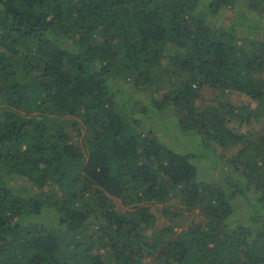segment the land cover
<instances>
[{"label": "trees", "instance_id": "obj_1", "mask_svg": "<svg viewBox=\"0 0 264 264\" xmlns=\"http://www.w3.org/2000/svg\"><path fill=\"white\" fill-rule=\"evenodd\" d=\"M260 114L264 0H0V264H264Z\"/></svg>", "mask_w": 264, "mask_h": 264}, {"label": "rangeland", "instance_id": "obj_2", "mask_svg": "<svg viewBox=\"0 0 264 264\" xmlns=\"http://www.w3.org/2000/svg\"><path fill=\"white\" fill-rule=\"evenodd\" d=\"M203 1H208V0H203ZM229 17L232 18H236L238 19V21L240 20L239 17H237L232 10L229 8L227 10H224L223 15H222V19H227ZM172 52V51H171ZM165 66V62L163 61V65ZM261 75L258 73L256 75V77H260ZM259 80V79H258ZM199 95L197 100L195 101V106L198 109H203V108H207V107H219V104H229L231 106H237V107H245V108H250L251 110H254L256 108H258V104L255 100L250 99L249 97L245 96L244 94L238 92L236 89L234 88H212L209 86H202L200 88V90L198 91ZM166 119V118H165ZM169 119V118H168ZM171 122V119H169ZM149 122L151 123V125H154V131L158 134H160L161 138L163 140H165L166 142L171 141V123L169 122H164L163 119L160 120H156L155 118H152L150 121L144 122L145 124H149ZM145 125V126H147ZM239 127V126H238ZM264 129V114H260L258 116H255L254 118H250L249 123L248 124H242L240 126V128H238V131L240 134L243 135H247L248 132V136L249 138H257L259 137ZM245 135V136H246ZM186 141H188L186 138L184 139V142L186 143ZM240 148H242V144L241 143H236L230 150H223V149H218V148H213L211 149L208 153H209V157H205L202 162L204 167L202 166V170L204 172H206L205 167L207 168V173L210 174L209 175V179L213 176V174L215 173V167L216 166H220V170L218 173H220L221 171L224 172L225 169H229L230 167L229 165L225 162V160L227 158H231L232 155H234L237 150H239ZM217 150L216 153H214ZM215 154V155H213ZM213 155V156H212ZM222 159V161L215 163L214 161H210L211 158L217 159V157ZM210 158V159H209ZM217 173V176H218ZM220 178V176H219ZM26 182V181H25ZM19 182H16V184ZM27 183V182H26ZM27 187L32 188L31 184L27 183L26 185ZM249 198H252L251 192H249L248 194ZM115 202V206L114 208L116 210H120L122 208V205L120 204V200L118 199H114ZM237 204L239 206L243 205V200H240L239 202H237ZM126 208V207H124ZM161 208L162 206L159 204H156L154 207V214L156 217L155 223L154 225L148 229V235H151L152 231L154 230V228L164 222H167V219L169 217H171V209H174L175 207L173 205H169L170 208V214H168L167 216L163 215L161 212ZM196 212V210H195ZM189 219L195 218V220L198 222L200 221L202 218L198 217L197 215L194 216L192 214H190L189 217H187ZM35 220H42L40 218H35ZM146 262V261H145Z\"/></svg>", "mask_w": 264, "mask_h": 264}]
</instances>
